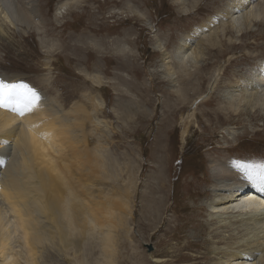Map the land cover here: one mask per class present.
<instances>
[{
  "label": "rangeland",
  "instance_id": "1",
  "mask_svg": "<svg viewBox=\"0 0 264 264\" xmlns=\"http://www.w3.org/2000/svg\"><path fill=\"white\" fill-rule=\"evenodd\" d=\"M134 1L135 3H131V6H134L137 12L144 13L147 19L146 25L133 16L129 17L124 5L108 0L105 2L91 0L93 8L84 4L80 9H74L66 17L61 18V23H56L52 19L57 0H33V6L26 4L27 0H25L22 7L7 6L8 12L11 9L12 15H9L14 18V26L8 27L9 43L0 40V77L7 76L9 78L18 75L24 78L26 83L37 90L42 101L48 99L47 102H51L52 107H49L51 110L56 108L55 113H66L74 105L80 108V110L74 108L68 117L69 137L66 142L74 138L72 145L78 149L76 166L73 162L75 159L71 154L70 159L73 158V160L68 162L72 168L75 193L78 198L81 196L80 199L83 201L87 200L85 201L88 203L89 209H95V212L92 213L102 225V228L99 227L87 237L89 238L87 242L90 245L85 247V259L88 263L96 264L103 260L106 261V255L101 254L102 251L98 245L99 239L102 237L101 232H104L108 227L113 238L112 256L110 261L108 260V264H160V262H151L152 257L149 255L153 252L157 257L165 260L163 264H182L171 260L174 259L173 255L180 251L184 243L199 244L182 251L188 253H194L197 250L203 251L212 237L214 240L225 239L221 241L220 245L230 242L233 244L232 238L240 237L245 232V226L251 223L249 217L241 211L214 212L208 208L200 216L199 227L192 223L185 229L183 228L180 233H177L174 228L179 218L176 210L185 206L180 202L188 204L190 200L186 201L187 198L185 199L186 183L193 174L202 177V172L205 170L209 174L214 172L215 164L219 161L216 158L221 148L228 146L226 148L231 152L229 163L234 160L232 165L237 161L238 163L242 161V163L264 164V154H262L264 153V101L262 100L264 95L260 96L258 100L246 101L244 96L240 100L238 94L239 97L236 96L238 99L234 101V107L239 109L237 108L233 112L235 114L228 113L229 115L224 116L225 112L223 111L217 117L211 114V109L216 108L220 99L224 97L225 85L232 79V74L255 67V74L262 75L259 62L261 60L264 62V23H262L264 16L260 13H262L261 10L264 12V6H254L258 19L251 18L252 20L249 19L248 22L244 21L246 10H243L233 14V17L237 16V19L235 21L233 18L232 24L226 16L220 18L218 15L222 6L227 8L225 4L229 0ZM259 1L262 0H253L251 3L255 5ZM98 3L101 6L96 10L95 6H98ZM20 11L25 17L28 15L29 18L33 13L38 24H18L20 21L17 20L19 19L17 12ZM91 11H95V13L99 11L97 12V23H103L104 31L109 29V32L107 34L103 32L102 35L93 36V38L80 37L79 31L84 29L82 24L88 21L86 16ZM108 11L116 13L109 14ZM217 19L224 23L225 31L218 34L221 39L220 45L212 46L204 40L207 32L194 31L200 30V27L209 20L216 22ZM42 28L44 35H38ZM126 29H130V32L124 34L122 31ZM68 34L72 35L69 39ZM117 34L120 36H116ZM122 35H127L128 41L123 40L119 47L122 46L124 51L131 52L133 55L130 59L131 63L128 65L122 62L124 59L119 55L121 52L117 51L118 46L112 41L115 37L122 39ZM41 39L45 40L47 46H52L50 52L45 53L47 50L44 51L41 48ZM102 39L103 41H101ZM184 40L195 44L194 48H196L192 55L193 59L181 68L184 78L189 76V79H192L183 86L185 88L184 95L192 97L196 93L193 83L196 84L197 81L202 83L203 89L201 88V95L194 98L191 104H186L184 109L170 108L173 112L169 115L166 104L178 102L179 85L175 81L176 75L172 78H163L162 66L164 61H170L173 48L183 43ZM69 41L73 47L66 50L62 46L60 49V45ZM74 47H79L81 51L75 53ZM164 56H169V59H164ZM230 63H232L231 66ZM225 68L227 71L218 76V79L222 78L221 84L213 95L212 81L218 72L222 73L221 70ZM81 72L90 74L94 79L100 80V83L94 84L91 78ZM261 77L264 79V75ZM46 81H48V86H44ZM263 91L259 89L258 93ZM210 96L212 97L210 98ZM91 98L101 103L104 102L103 109L91 112L94 101L91 102L89 100ZM124 99H130L134 103L144 100L147 111L140 114L139 121H135L137 116L139 117L135 111L136 103L132 105V107L134 106L132 111L136 115L132 118L126 117L125 119L120 113L118 114L120 117L114 113L112 108L118 107L117 105ZM206 99L210 100L203 106V109H200L199 104ZM163 102H167L164 115H162ZM193 112L196 116L195 120L189 116H193ZM70 117L71 121H69ZM187 120L189 122L185 125L188 130L182 134L184 122ZM166 125L170 126L168 130H165ZM166 135L165 148L155 149L157 148L156 144H161V138ZM172 143L175 154L170 157L171 153L169 152V154L168 150L172 147ZM92 159H95L96 162ZM17 160L18 157L12 158L9 154V157L3 160V167L6 163L7 166L13 163V168L17 169ZM165 160L169 165L166 166L165 170L167 171L163 170L165 176L158 192L160 200L164 204V213L160 225L150 231L149 238L145 239L146 227L142 226L141 231L136 228L141 209L140 202L148 200V186L153 182L150 175L152 173L154 175L157 169L164 166ZM77 164H83L84 168L80 169ZM128 166L133 167L135 171L136 187L133 189L131 188ZM233 166L235 167V165ZM206 187L214 189L212 184ZM176 195L179 203L174 206ZM119 199L130 204V215L126 216L127 225L123 226L114 219L118 212L115 203H118ZM206 200L208 198H203L200 203L205 204ZM124 206L123 214L126 213L125 209L127 211V206ZM192 210L193 208L189 207V210L185 211L191 213ZM199 212H201L199 209L198 212L195 209V215H198ZM92 213H89L88 217L89 215L90 217L94 216ZM126 222L124 221V223ZM164 224L168 229L160 231ZM157 229L159 230L156 232ZM154 232L156 233L152 236ZM169 246L174 249H168ZM56 248L54 247L55 259L46 262V264L76 263L73 262L75 255L70 250L68 251L69 255L66 253L64 258V253L57 252L59 249ZM135 254L139 255V260ZM144 257L148 261L140 262ZM187 262L189 263V261ZM20 264H26L24 259H20Z\"/></svg>",
  "mask_w": 264,
  "mask_h": 264
},
{
  "label": "bare ground",
  "instance_id": "2",
  "mask_svg": "<svg viewBox=\"0 0 264 264\" xmlns=\"http://www.w3.org/2000/svg\"><path fill=\"white\" fill-rule=\"evenodd\" d=\"M23 1L25 0H0V40L9 43L8 27L14 26V18H11L9 15H12V13L10 12L11 9H9V13L7 11V6L22 7L24 6ZM90 1L57 0V4L53 9L54 11L52 14V19L56 23H61V18L66 17L74 9H80L81 6H84V4H88L90 8H93L91 7L93 5L92 3H90ZM100 1L105 2V0ZM108 1H115L121 5H124L129 13V17L133 16V18H135L136 20L139 19L145 25L147 24V19L144 13L137 12L136 8L134 6H131V3H135L134 0ZM32 3L33 0H27L26 4H29V6H33ZM99 6H101V4L99 3L98 6H95L96 10L97 8H99ZM225 6H227V8L222 6L221 9H219L220 11L218 15L220 16V18L226 16V18L230 19L231 23L233 24L232 19L234 18L233 20L235 21L237 19V16L233 17V14H237V12L239 13L240 11L238 9L242 7L244 11L246 10L244 12V21L248 22L251 18L258 19L256 16L257 14L255 13L254 6H264V0L259 1L255 5L249 2V0H229L225 4ZM23 9L24 8H22V10ZM31 10L33 11V9ZM97 12L99 11H96V13L95 11H91L88 13V16H86L88 21L82 24L84 26V29L82 31H79L81 34H79L80 37L83 36L85 38H93V36L102 35L103 32H105L106 34L109 32V29L104 31V27L102 25L103 23H97ZM261 12L262 13H257H260L262 16H264V12L262 10ZM17 13H19V16H17L19 19L17 20L20 21L18 24H38L36 22V18H34L35 16L32 15L33 13H29L31 15V18H29L28 15H26L25 17V15H23L21 11ZM57 13L60 14L57 15ZM108 13L113 14L116 12L108 11ZM215 20L213 22L212 20H209V22L200 27V30L197 29L196 31H194L198 33L207 32L204 40L212 46H215L216 44L220 45L221 39H219L218 34L219 32L225 31V29L223 28L224 23L221 22L220 19H217L216 22ZM122 32L124 34H127L128 32H130V29H126ZM38 35H44L43 28ZM116 36L120 35L117 34ZM67 37L69 39V37L71 38L72 35L68 34ZM121 37L123 38L121 39L120 37H115L112 39V41L116 46H118L117 51L121 52L119 55L124 59L122 62H125V64L128 65L129 63H131L130 59L133 57V55L131 54V52L124 51L122 49V46L119 47L120 42L122 43L123 40L128 41V39L126 38L127 35H122ZM101 41H103V39ZM40 44L41 48L44 51L47 50L45 51V53L50 52L52 46H47L45 40L41 39ZM62 46L66 50H69L71 47H73L70 41L68 43L65 42V44L63 45H60V49L62 48ZM194 47L195 44H190L189 41L184 40L183 43H180L178 44V46H175L173 48L170 61H164V64L162 66L163 78H172L174 75H176L175 81L178 82L179 85L177 90L179 93L178 102L176 100L177 103L173 102V104H171L169 101L170 104H166L168 106L167 110L169 111V115L173 112L170 108L173 107L174 109H176L179 107V110H182L184 109V106L186 104H191L194 98L200 96L202 93L203 86L200 81H197L196 84L193 83L196 93L192 97L185 96L183 92V90L185 89L183 86L192 81V79H189V76L187 78H184L183 74L181 73V68H183L188 62L193 59L192 55L194 51H196V48ZM73 49L75 53H79L81 51L79 47H74ZM168 57L169 56H164V59H169ZM232 63L234 64L236 62ZM232 63H230V66ZM45 65H47V63ZM259 66L260 70L264 69V62L262 60L259 62ZM254 68L255 67H250L245 69L244 72H236L232 74V79L229 80L225 85L224 97L220 99V102L218 103L216 108L211 109V114L213 116H219V113L221 111L225 112L223 113L224 116L229 115L228 113L235 112L238 107H234V101L238 99L236 97L238 94L240 95V100L242 99V96H244L246 101H250L252 99L258 100L260 96L264 95V91L262 93H258L259 89L264 90L261 89L262 87L264 88V79H262L263 77H261L262 75H259V73L255 74L256 68L255 70ZM226 71L227 68L221 70L222 73L218 72V75L215 76L214 80L212 81V88L214 87L213 95H215L219 85L221 84L222 78L218 79V76L220 74L223 75ZM81 73L86 77L91 78L94 84L97 85L98 83H100V80L94 79L90 76V74H86L84 72ZM0 78H5L9 81L21 79V77L18 75H13L9 78L7 76H1ZM48 81H46L44 86L49 85ZM247 95L249 96L248 98ZM212 96H210V98ZM263 97L262 100L264 101ZM47 100H40L36 110L33 113L26 114L23 117H20L16 113L11 112L7 109L0 108V161H2L0 162V169H2L0 170V264H20V259H24V262L26 264H46V262H51L55 259L54 256L56 252L54 250V247H57L59 249V251L56 250L57 252L62 251V254L64 253V258L65 254H68V251L70 250L75 255L76 261L75 259L74 261L72 260L73 262H76L75 264H89L85 259L86 248L90 245L87 242L89 241V238L87 237L91 235V232L99 229V227L102 228V225L96 218L95 214L92 213L95 212V209H89L90 207L86 202V199V201H83L82 199H80L81 196L78 198V195L75 193V185L72 182L73 174L72 168L69 164V160H71V156L74 157L76 162L73 160V158L72 160L76 166L78 149L72 145V141L74 140V138H71L68 142H66L67 138L69 137L67 122L68 117L70 116L69 113L74 108L75 110H80V108L75 107L74 105L73 107L71 106V109L69 108L70 110H68L66 113L60 112L58 114L57 112L55 113L56 108H52L53 110H51V108L49 107L51 106V102L48 103ZM89 100H91L92 102V100L94 99L91 98ZM209 100L210 99L203 100L202 103L199 104L200 109H203V106L207 102H209ZM103 103L104 102L101 103L94 100L92 102L91 112H96L97 110H100V108L103 109ZM135 103L137 104V106L135 107L136 114H139V117L137 116V118L135 119V121H137L138 118H140V114L146 112L147 108L144 106V100ZM135 103L133 101L131 102L130 99H124L122 103L117 105L118 107L114 106L112 110L114 111V113H116V115L120 113V115H122L125 119L126 117L132 118V116H136L132 111V108L134 107H132V105H135ZM165 103L163 102L162 115H164V109L166 108ZM189 116H191V118L193 117L194 120L196 118L194 112L193 116ZM69 121H71V117L69 118ZM187 122L189 121L187 120L184 122V130L182 134H184L188 130L187 126L185 125ZM17 123H20L21 127L14 133L10 132L9 129L13 128ZM168 128H170V126L166 125L165 130H168ZM166 137L167 135L164 136V138H161V144L157 143V148L155 149L165 148L164 143ZM9 141L10 147L8 143ZM235 143L237 145V142ZM226 147L219 150L218 157L216 158L219 161H217V164H215L214 172H211L209 174L206 173L205 170L202 172L204 177L203 175L202 177H197V175L193 174L189 181L186 183L185 199L187 198L186 201L189 199L190 200L188 204L182 201L180 202L185 206L179 208V210H176L178 212L179 218L174 228L175 230H177V233H180L183 228L185 229L187 225L192 223L193 225L199 227L200 216H202L204 214V211L208 208L214 212L223 210L241 211L247 217H249L251 223H249L250 225L245 226V232H243L240 237L232 238L233 244H230V242L226 245H220L222 243L221 241H224L225 239L223 240L222 238H219L217 240H214L212 237L208 245L205 244L206 246L203 251L197 250L194 251V253L182 252L185 249H191L192 247H196L199 245L197 243L187 242L183 244L178 253L173 255L174 259H172L171 261H178L182 264H264V186L247 181L243 178V172L240 169L234 167L233 165L235 164L232 165V162L234 160L230 162L231 164L229 163L231 159L229 155H231V152ZM174 151V144L172 143V147H170V149L168 150V153H171H169L170 157L175 154ZM224 152L227 154H225ZM9 154L12 158L18 157L16 163L17 169L13 168V163L9 164L8 166L6 163V165H4L3 167V160H5V158L7 159V157H9ZM92 160L96 162L95 159ZM167 164L169 165L168 161L165 160V165L157 169L154 175L153 173L152 175L149 174L153 182L148 186V200L146 202H143L141 200L140 202L141 209L137 218L136 228L141 231L140 229L142 226L146 227V231L144 232L145 239L149 238L148 233H150V231L154 230L157 225H160V220L162 219L161 217L164 213V204L163 202H161L158 192L159 188L162 186L161 181H163L164 179L165 171H167L165 170ZM75 166L72 165V167L74 168ZM77 166H80V169L81 167L84 168L83 164H77ZM128 168L129 178L132 184L131 188L133 189L134 187H136L134 176L135 171L131 166H128ZM207 184H212L214 189H208L206 187L208 186ZM174 198L175 200L173 204L175 206L179 203V200L177 198V195ZM203 198H208V200L205 201V204L203 202L200 203ZM115 205L118 208V212L115 214L114 219L118 224L122 226L124 224L127 225L126 216L130 215V204L127 202L125 203V201H123L122 199H119L118 203H115ZM124 205L127 206V211L125 209L126 213L123 214V210L125 207ZM189 207H192L193 210L191 211V213L190 211H187L186 213L185 210H189ZM195 209L196 212H198V209L201 212H199L198 215H195ZM89 213L94 214V216L90 217L89 215L88 217ZM124 221L126 223H124ZM223 222L226 224L225 221ZM88 224L89 227H87ZM166 228L167 227L164 224L163 228L160 231H163ZM158 230L159 229H157L156 232ZM156 232H154L152 236L155 235ZM161 234L163 235L164 233ZM101 235L102 237L99 239L100 243L98 246L100 251H102L101 254L106 255V261L103 260L96 264H108V260L110 261L112 256L111 251L113 248V238L108 227L104 232H101ZM168 249L174 248L169 246ZM138 256L139 255L135 254V257L139 260ZM149 256L152 257V263L160 262V264H163L165 262L164 259L157 257L155 252H153V254H150ZM58 257L60 258V256ZM144 261L147 262L148 259L144 257L143 260H140V262ZM187 261H189V263Z\"/></svg>",
  "mask_w": 264,
  "mask_h": 264
},
{
  "label": "snow or ice",
  "instance_id": "3",
  "mask_svg": "<svg viewBox=\"0 0 264 264\" xmlns=\"http://www.w3.org/2000/svg\"><path fill=\"white\" fill-rule=\"evenodd\" d=\"M249 2H253V0H249ZM238 10L243 11V8L241 7ZM59 14L57 13V15ZM261 74L264 75V69L261 70ZM40 100V94L35 88L26 83L24 78L14 81L0 78V108L7 109L23 117L26 114L33 113ZM20 127L21 124L17 123L9 131L14 133ZM8 143L10 147V141ZM235 167L243 172V178L247 181L264 186V164L237 162Z\"/></svg>",
  "mask_w": 264,
  "mask_h": 264
}]
</instances>
